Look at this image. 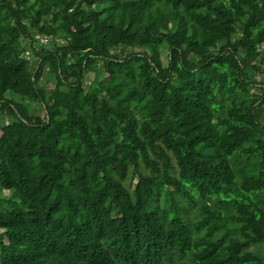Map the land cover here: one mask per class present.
<instances>
[{
    "label": "trees",
    "instance_id": "trees-1",
    "mask_svg": "<svg viewBox=\"0 0 264 264\" xmlns=\"http://www.w3.org/2000/svg\"><path fill=\"white\" fill-rule=\"evenodd\" d=\"M0 113V264H264V0H0Z\"/></svg>",
    "mask_w": 264,
    "mask_h": 264
},
{
    "label": "rangeland",
    "instance_id": "rangeland-1",
    "mask_svg": "<svg viewBox=\"0 0 264 264\" xmlns=\"http://www.w3.org/2000/svg\"><path fill=\"white\" fill-rule=\"evenodd\" d=\"M159 54H160V58H161L162 64L166 65V63H167V58H166L167 51L164 48H161L159 50ZM33 62L34 61L32 59H30V63H29L30 67L33 65ZM93 69H94V71H96L98 73V75L101 76L103 74V69H102V64L101 63H99V62L96 63L93 66ZM93 78H94V73H90V74L87 75V77H86L87 85L92 83ZM40 84L44 85L45 88L48 89V90L53 87V84H54L53 83V78L49 74L47 69H45V71H44V74L42 76ZM24 104L27 106V108L33 114L42 115L41 108H40L39 104H37L36 102L30 101V100H24ZM6 122H8L7 115L0 113V127L2 126V124L6 123ZM128 180L129 179H127L126 181H128ZM131 182L133 183L134 181L131 180ZM9 196H10V191H3V192L0 193V197L1 198H8ZM195 217H196L195 216V211L194 210H190L189 213H188V218L190 220H194ZM256 249H258L260 251V250H263L264 248L259 247V248H256ZM174 261L179 263L180 262L179 257H175Z\"/></svg>",
    "mask_w": 264,
    "mask_h": 264
},
{
    "label": "built area",
    "instance_id": "built-area-1",
    "mask_svg": "<svg viewBox=\"0 0 264 264\" xmlns=\"http://www.w3.org/2000/svg\"><path fill=\"white\" fill-rule=\"evenodd\" d=\"M34 39H35L36 41H38L39 44H42V45H46V44H48L49 41H50V38H49V37H46V36H39V35H36V36L34 37ZM24 56H25V58H26L27 60H29V52H28V51H26V52L24 53Z\"/></svg>",
    "mask_w": 264,
    "mask_h": 264
}]
</instances>
